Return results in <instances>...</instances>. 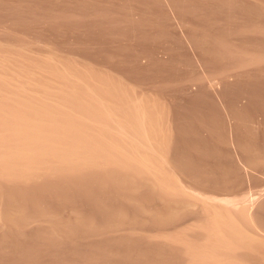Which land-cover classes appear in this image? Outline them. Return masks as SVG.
I'll use <instances>...</instances> for the list:
<instances>
[{
	"label": "rangeland",
	"instance_id": "1",
	"mask_svg": "<svg viewBox=\"0 0 264 264\" xmlns=\"http://www.w3.org/2000/svg\"><path fill=\"white\" fill-rule=\"evenodd\" d=\"M91 1L0 0V233L6 229L28 233L40 226L50 228L53 223L44 209L55 211L56 205L57 217L75 220L79 207L65 204L64 196L58 194L59 187L86 176L89 180L92 173L103 177L99 178L101 183L112 191L118 186L135 194L143 184L150 182L159 192L155 204H182L187 208L186 214L170 223L149 221L142 213L134 214L137 218L133 221L130 218L114 220L113 225L108 223L112 226L107 230L109 237L189 241V258L168 264H232L233 261L264 264V210L260 209L264 202V169H252L237 157L242 177L234 187L221 190L192 183L189 175L170 160L168 140L153 138L152 121L146 120L141 127L134 123L140 115L139 105L145 102L149 110L159 108L166 112L164 128L168 133L173 128V103H185L189 92L196 90L194 83L187 77L162 83L153 76L141 74L138 67L146 64L144 57L138 59L139 63L121 61L125 58L120 59L116 48L130 39L115 28L119 23L112 12L102 18L104 24L97 30L99 33L90 32L93 37L84 35L87 33H84L85 22L92 19L95 12L82 4ZM94 1L100 7L124 3L133 10L134 18L139 15L133 0ZM162 1L173 28L193 53L176 7L169 0ZM7 7L12 15L8 14L9 10L6 12ZM13 7L17 8L12 10ZM16 9L20 14H16ZM66 14H71L72 21H67L70 16ZM197 71L209 81L218 100L222 101L217 95L221 87L219 78L212 76L201 63H197ZM228 79L233 77L229 75ZM75 92L79 93L78 101ZM220 104L226 112L223 102ZM21 111L41 120L39 133L9 130L10 123L18 121L13 115ZM255 118L254 124H258L261 116ZM54 134L57 153L51 152L50 137ZM15 139L21 146L15 145ZM23 147L27 148L25 158L17 154ZM136 151L134 161L139 162V167L165 170L168 184H164L165 189L162 183L157 185L153 173L132 169L125 157L126 153ZM231 152L236 158L232 145ZM152 153L156 156L154 165L140 162L144 157L151 158ZM113 159L120 161L117 167L128 171L130 176L123 173L131 182L111 168L116 167ZM109 174L122 181L114 182ZM164 190L173 193L166 195L161 192ZM177 194L186 203L175 202ZM9 198L10 203H7ZM22 202L28 207L27 211L22 218L12 220L13 214L22 209ZM7 211L13 213L12 216H8ZM51 230L53 233L56 230V235L61 234L56 228ZM210 242L222 245L224 250L219 258L190 252L191 246L209 248Z\"/></svg>",
	"mask_w": 264,
	"mask_h": 264
},
{
	"label": "bare ground",
	"instance_id": "2",
	"mask_svg": "<svg viewBox=\"0 0 264 264\" xmlns=\"http://www.w3.org/2000/svg\"><path fill=\"white\" fill-rule=\"evenodd\" d=\"M133 1L137 3L136 11L139 12L136 18L131 15L133 10L130 11L124 3H120L121 6L112 4L100 7L94 0L83 2L82 5L93 10L95 15L85 22L84 33H87L82 34L93 37L91 33L100 31L104 24L102 18L112 12L119 23L115 28L121 29L124 38L130 39L116 48L120 59L125 58L121 61L127 59L124 63H139L138 59L144 57L146 64L138 67L141 74L153 76L162 83L187 77L196 88L193 93L189 92V99L185 103H173V128L168 133L164 128L166 112L159 108L149 110L145 102L139 105L137 112L140 115L134 126L141 127L146 120L152 121L153 138L168 140L170 160L189 175L192 183L204 187L224 190L239 183L242 175L238 158L252 169H264V64H261L264 63V2L169 0L177 9V17L184 23L189 47L194 50L192 53L183 37L173 28L162 0ZM10 8L5 9L6 12L9 10L8 14H11ZM18 9L23 10L21 7ZM19 10L16 9L17 12L13 14H20ZM69 16L67 21H72L71 14ZM197 63L219 78L221 87L217 95L222 101L218 100L209 81L198 73ZM229 75L233 77L232 80L228 79ZM75 99H79L78 92H75ZM220 102H223L226 112ZM258 115L261 120L254 124ZM13 116L18 121L10 123L9 130L39 133L41 120L32 113L21 111ZM50 138L53 147L51 152H59L55 149L56 134ZM14 143L21 146L18 139ZM231 145L237 153L236 158L231 152ZM26 153L27 148L23 147L17 154L25 158ZM30 154L36 155L35 152ZM137 155L136 151L126 153L125 157L134 171L153 173L157 185L158 182L163 186L167 184L165 170L139 167V162L134 161ZM155 159V153H152L151 158L144 157L140 162L152 166ZM113 161L116 167L111 168L115 172L130 176L128 171L117 167L119 160ZM155 172H160V175H155ZM127 175L124 174L123 178L131 182ZM89 177L93 179L92 184V179L87 180L86 176V179L83 177L64 183L58 188L60 193L55 191V194L58 192L64 196L65 204L79 207V215L75 220L57 217L55 212L59 214V208L53 205L55 211L44 209L45 215L53 223L52 227L40 226L28 233L13 229L1 231L0 264H168L177 259L189 258V241L179 238L144 240L128 235L110 238L107 234L108 223L112 222L113 225L114 220L124 221L127 218L136 220L134 214H145L147 220L152 222H173L187 213L184 205L155 204L159 192L150 182L143 184L140 192L134 194L118 186L113 191L107 189L104 182L101 183V176L91 173ZM111 178L115 179V176ZM116 181L122 180L118 177ZM161 192L166 195L173 193L167 190ZM179 196L177 194L175 202L186 203ZM23 197H20L21 200ZM24 205L22 202V209L17 212L14 210L16 214L7 211V215L13 214L12 220L22 218L28 209ZM260 209L264 210V202ZM224 217L228 218L226 215ZM52 228L61 234L56 235V230L53 233ZM218 243L210 242V249L191 246L190 252L193 255L208 254L219 258L224 249ZM232 264L238 263L233 261Z\"/></svg>",
	"mask_w": 264,
	"mask_h": 264
}]
</instances>
